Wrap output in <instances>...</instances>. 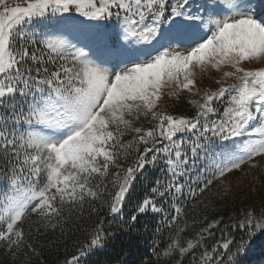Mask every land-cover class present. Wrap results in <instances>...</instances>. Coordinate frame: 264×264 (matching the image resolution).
Masks as SVG:
<instances>
[{"label":"snow or ice","instance_id":"snow-or-ice-1","mask_svg":"<svg viewBox=\"0 0 264 264\" xmlns=\"http://www.w3.org/2000/svg\"><path fill=\"white\" fill-rule=\"evenodd\" d=\"M210 70L218 87L201 92ZM184 92L191 115L161 107ZM149 165L164 178L125 221ZM245 165H264V11L254 0H0V250L10 257L38 256L34 233L87 209L126 227L160 213L168 242L156 252L154 241L157 256L234 264L264 232V204L229 223L205 216L193 232L188 202L202 205L214 181ZM84 232L65 264H83L109 234L102 216Z\"/></svg>","mask_w":264,"mask_h":264},{"label":"trees","instance_id":"trees-1","mask_svg":"<svg viewBox=\"0 0 264 264\" xmlns=\"http://www.w3.org/2000/svg\"><path fill=\"white\" fill-rule=\"evenodd\" d=\"M258 6L264 4V0H254ZM264 11V9H261ZM217 74L210 70L204 74V78H198L197 87L204 90L218 86L214 83ZM209 83V84H208ZM188 93L180 94L177 101L174 97H165L161 101V107L176 115H191L193 109L188 104ZM131 137H125L130 139ZM164 172L161 168L147 166L146 170L138 175L134 182L132 200L128 202L124 220L128 219L138 197L147 195L148 189L157 179H163ZM225 188L228 189L224 194ZM187 193H185V198ZM202 205L197 201H189L190 209L192 204H197L196 209L189 210V222L195 219L198 223L191 231H199L202 221L207 216L209 221L221 220L222 223H229L232 214L240 217L241 207L257 205L264 201V165L249 170L245 165L242 171H235L224 178L223 183L214 181L210 188L199 198ZM168 210L167 205H162ZM259 216V213L256 212ZM105 220V231L109 233L104 238L101 247L95 248L87 257H83V264H175V256L167 258L157 256L156 252L165 248L168 239L167 229L164 228L165 221L160 213H147L138 218L131 226H123L119 219L108 213L102 212L100 216L93 215L89 219L88 211L85 209L83 219L73 217L55 229L42 230L34 233V240L38 256L31 258H13L0 250V264H65L86 239L85 228L98 222L100 217ZM37 217L32 216L30 222L35 225ZM159 228L163 235H159L156 229ZM27 231V228H26ZM236 240H239L240 233L233 230ZM219 236V233L217 234ZM154 241L159 244V249L154 252ZM211 243V241H209ZM264 261V232L257 231L246 243L244 249L235 257L234 264H260ZM184 264H189V257L185 258Z\"/></svg>","mask_w":264,"mask_h":264},{"label":"rangeland","instance_id":"rangeland-1","mask_svg":"<svg viewBox=\"0 0 264 264\" xmlns=\"http://www.w3.org/2000/svg\"><path fill=\"white\" fill-rule=\"evenodd\" d=\"M257 6H258V5H257ZM258 7L260 8V10H261V9H264V4L259 5ZM200 78H204V74H203V76L200 77ZM208 84H209V83H208ZM208 87H210V86L208 85ZM208 87H207V88H208ZM207 88H205V89H207ZM202 89H203V88H202ZM202 89H200L201 92H203V91L205 90V89H204V90H202ZM211 89L213 90V87H212V86H211ZM193 98H194V99H198V97H193ZM262 204H264V201L260 202V203L257 204V205L251 204V205H247V206L241 207L240 212H241V210L253 209V210L255 211V214H256V212H258L259 215H260V207H261ZM231 217H232V218H236V215H235V214H232ZM260 264H264V261L261 262Z\"/></svg>","mask_w":264,"mask_h":264}]
</instances>
